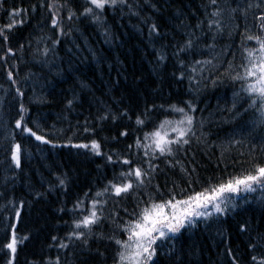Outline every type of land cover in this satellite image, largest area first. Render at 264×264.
<instances>
[{
    "label": "trees",
    "instance_id": "obj_1",
    "mask_svg": "<svg viewBox=\"0 0 264 264\" xmlns=\"http://www.w3.org/2000/svg\"><path fill=\"white\" fill-rule=\"evenodd\" d=\"M128 2L134 3L135 0ZM139 2L144 4V0ZM218 2L223 7L225 0ZM208 3L209 0H158L159 12L145 6L141 15H151L160 29V35H154L151 40L148 38L147 26L137 16L130 15L126 7L122 10L123 16L119 9L115 13L108 9L106 15L114 36L108 38L107 42L102 30L90 19H73L71 22L65 19V31L69 27H75L78 31L60 37V42L55 47L54 63L63 70L57 76L55 68L50 72L33 59L37 37L56 39L58 36V32L50 24L51 10L41 7L40 0H6L4 9L15 7L26 10L16 17L23 19L25 23L5 33L9 37L8 41L0 37V136L4 140L3 150H0V163L5 173L3 183L9 192L6 197L0 191V224L6 228L9 222L15 223L18 240L28 237L22 243L18 242L13 264H30L33 261L46 264L47 258L35 254L39 249L38 245L52 248V257L55 259L59 256L60 264H113L116 245L107 239L93 236L87 247L80 241H75L67 249L58 246L60 240L53 242L51 239L52 236L61 237L64 225H71L74 219L71 209L77 197H82L90 190L91 199V194L103 188L113 171L121 170L119 164H106L102 155L96 156L90 149L65 145L63 141L69 137L73 138V143H88L91 139H96L100 141L103 152L109 149L123 152L125 145L134 141L133 131L141 134V126L136 125L135 120L146 106H167L190 100L196 105L194 115L197 121H204L202 130L197 127V136L201 131L207 133L206 143H197L193 139L190 146H185L175 158L168 159L173 164L179 160L189 171L195 167L192 177L195 179L198 175L201 181L207 176L215 179L222 174L237 175L251 167V146L256 145L258 149L264 147V125L259 122V113L249 107L243 96H239L240 83L229 78L225 71L227 63L215 70L205 66L203 77L211 74L219 78L220 82L215 85L208 79H201L199 68L194 74L200 79L198 87L189 89L188 76L192 75L190 69L182 81L178 80L179 72L183 69L176 63L177 58L172 53L174 45L186 39L183 33L187 29L184 25L195 26L198 21L203 20L204 35L200 44L213 42V33L208 30L207 25L205 6ZM230 3L232 7L238 5L240 8H245L248 3L259 4L258 8L248 10L246 19L239 12L234 19H229L226 13V27L216 35L214 41L217 52L221 48H230L227 60L239 65L242 62L241 33L245 28L249 35L264 36L259 30L260 21L256 19L264 11V0H230ZM33 5L36 6L35 11L32 10ZM68 5L77 13L85 6L84 0H68ZM67 11L68 8L63 11L65 17ZM211 11V7H208L207 12ZM8 22V13L0 9V26ZM197 35L200 33L197 32ZM21 44L24 45L23 51L20 49ZM162 44L167 45V59L163 64H157V49ZM245 46L258 47L255 41H249ZM8 47L14 49V54L5 56ZM40 47H43V43ZM231 53H235L234 59ZM212 55L213 53L201 47L196 55L181 54L180 58L191 62L211 58ZM9 68L14 73L17 85H13L7 77ZM81 82L87 84V87H82ZM192 83L196 85L195 80ZM17 86L24 92L22 98L15 93ZM74 96L76 99H73ZM238 96L239 98L234 99ZM68 100H73L71 106H68ZM21 102L29 109V121L38 118L44 129L51 131V126L55 125L56 129L63 131L58 136H49V139L58 141L57 147L52 148L51 145L40 144L17 129L15 140L27 147L21 168L17 169L11 164L6 150L12 141L14 120L18 118ZM106 108L116 114L128 109V116H122L116 121L109 119L101 122L97 117ZM151 115L156 117L157 114L153 112ZM86 120L87 126L95 131V135L83 131ZM125 128L129 130V136L120 137L119 132ZM151 128L152 124L148 123L143 130ZM114 136L117 138L115 141L112 140ZM255 155L259 157L264 153L256 151ZM259 162L264 163V159ZM155 163L159 168L154 184H159L161 189L171 188L173 182L186 187L188 177L181 171L179 164L172 167L164 158ZM7 170L10 171L7 173ZM53 173L67 174V189L57 187L55 191L48 190L49 183L58 184ZM36 192L42 195L37 196ZM232 195L237 204L234 211L209 220L207 224L199 221L196 227L177 234L175 246L179 264H233V256L240 264H264V189L257 187L254 192ZM21 200L25 202L22 207L19 204ZM17 207L20 208L18 219L13 212ZM133 207L132 195L117 197L109 199L105 213L118 212L120 222H123L129 218L123 209L127 208L131 212ZM245 224L247 228L242 230L240 226ZM113 228L111 219H105L94 227V233H103L107 237ZM48 229L57 231V234L51 235ZM41 233L46 238L43 243L36 240V236ZM9 237L10 230L5 231L4 237L0 239V264H6L12 258L5 247ZM34 239L36 241L26 248L28 241ZM170 243L171 241H167L164 247L167 248ZM250 244L256 245L255 248H250ZM158 252L157 264H177V256L164 255L163 249H158ZM253 257L256 259L253 260Z\"/></svg>",
    "mask_w": 264,
    "mask_h": 264
},
{
    "label": "snow or ice",
    "instance_id": "obj_2",
    "mask_svg": "<svg viewBox=\"0 0 264 264\" xmlns=\"http://www.w3.org/2000/svg\"><path fill=\"white\" fill-rule=\"evenodd\" d=\"M6 0H0V9L8 13L9 22L0 26V37L6 42L8 35L6 32L11 31L15 26L25 23L23 19H17L26 10L11 8L4 9ZM85 6L79 13L68 5V0H40L41 7H47L51 10L50 24L55 31L58 32L56 39L51 37H37V47L34 49V57L37 63L43 67H47L51 72L56 69V75L62 74V69L59 65L54 63L55 47L60 42V37L69 36L73 32L78 31L75 27H69L67 31L64 28V20L71 22L73 19H90V21L102 30V34L106 38L113 37L114 33L108 23L106 15L108 9H112L115 13L118 9L121 10V16L124 15L123 8L128 9L130 15L137 16L148 28V38L160 35L158 23L151 15H141L144 7L147 6L156 12L160 11L158 7V0H144L141 4L139 0L134 3H129L128 0H84ZM211 7L212 11L207 12V8ZM259 7V4L248 3L245 8H240L238 5L232 7L230 0H225L222 7L218 0H209L208 5L205 6L208 30L213 33L211 39L212 43L200 44L203 32V20L198 21L195 26L184 25L187 29L183 34L186 39L174 45V52L176 63L182 71L179 72L178 80L182 81L185 78L186 72L190 69L192 75L188 76L189 89L198 87L200 79L194 75L197 68L200 69L201 79H208L213 85L219 83V78L212 76L203 77L205 66L210 69H218L224 67L229 78L234 82L240 83L239 96L248 102L249 107L259 113L258 119L261 125H264V36L249 35L247 28L241 33V63L234 65L232 60H227V55L231 51L230 48H221L219 52L216 51L214 43L216 35L223 32L226 27L225 14L229 19H234L239 12L242 17L246 19L249 9ZM36 6H32L35 11ZM65 8H68L66 17L63 15ZM260 21L259 30L264 33V11L256 17ZM149 20H152L149 23ZM183 24V22H181ZM177 27H180L178 25ZM239 28V25L235 26ZM197 32L200 35H197ZM231 36V33H229ZM249 41H255L258 47L245 46ZM43 43V47H40ZM31 45V41H29ZM155 47V45H152ZM79 48V45H76ZM167 45L162 44L157 49V64H163L167 59L165 53ZM207 49L213 53L211 58H202L191 60L187 62L181 59V54L194 56L197 54L199 48ZM24 45H20L23 51ZM14 54V49L8 47L5 56ZM233 59L235 53H231ZM95 55V54H93ZM2 58V57H0ZM175 75V73H174ZM7 77L13 85H17L14 78V73L11 68L7 69ZM27 79V78H26ZM196 81L193 85L192 81ZM82 87H87V84L81 82ZM15 93L19 97L24 96L21 87L15 88ZM234 97L235 98H239ZM73 99H76L74 96ZM68 106L73 104V100L67 101ZM183 104L184 106H180ZM242 106V105H241ZM235 108V105H234ZM196 105L188 101H180L178 103H171L165 106L164 104H152L150 107L146 106L144 111L136 116L135 123L141 126V134H136L133 131L134 141L131 144L125 145V151L118 149H109L107 152L102 151L100 141L91 139L88 143H73V138L69 137L64 140V144L80 149H90L91 153L96 156H103L106 164L121 166V170L113 171L112 177L107 179L103 188L98 189L90 196L89 192H85L82 197H77L73 203L71 211L74 214V219L71 221V230L66 233L64 238L52 236V241L60 240L59 247L67 249L71 247L75 241H80L84 247L89 244V239L96 236L99 239H107L114 242L116 251L113 256V264H157V257L160 254L158 249H163V254L167 256H177V249L175 240L178 238L177 234H181L182 230L194 228L199 221L207 222L212 219H218L220 216L227 215L234 211L237 204L232 194H239L241 192H254L257 187L264 189V163H260L264 159V155L257 157L256 151L264 153V147L257 148L252 145L253 155L251 157V167L245 169L237 175H220L215 179L212 176H207L203 181L197 175L193 179L192 174L196 169L193 167L191 171L186 169L179 160L173 161L169 157L175 158L179 151H182L185 146H190L193 139L197 143H206L207 133L203 131L197 136V127L203 129L204 121L201 119L197 121L194 113ZM29 109H27L23 102L19 104L18 118L14 120V128L11 133L12 141L9 148L6 150L10 155L11 164L19 169L22 165V158L27 151V147L21 142L15 140V131L18 129L21 133H26L30 138L40 142L42 145H51L52 148L57 147L56 139H49V136H58L62 129H56L55 125L51 126V131L42 127L39 119L29 121L27 119ZM155 112L157 115L153 117L151 113ZM247 112V109H245ZM122 116H128V109H123L119 114L113 113L110 108H106L104 113L97 117L99 121L118 120ZM131 119V117H129ZM31 123V126H29ZM148 123L152 124L151 130L145 131ZM88 121H85L83 131L95 135V131L87 126ZM242 135V133H241ZM119 136L127 138L129 130L125 128L119 132ZM7 138V137H6ZM114 136L112 140H116ZM240 143L241 141H232ZM164 158L166 163L172 167L177 164L180 165L181 171L188 177L186 187H180L175 182L171 188L165 187L161 189L159 184H154L153 180L159 168L155 161ZM138 161V162H137ZM102 167V166H98ZM227 165H225V171ZM58 184L49 183L48 190L55 191L57 187L67 189L68 177L66 173H53ZM198 186V189H197ZM151 189V190H150ZM37 196L42 195L40 192L35 193ZM132 195L134 199V207L131 212L124 208L128 219L123 222L119 217V213L111 211L105 213V208L108 205L109 199L117 197L126 198ZM87 202V203H86ZM12 203H15L14 201ZM24 201L19 202L20 207L24 205ZM63 211V209H59ZM15 217H20V208L13 209ZM111 219L114 225L112 233L105 237L103 233H94V227L98 226L102 220ZM17 225L9 222L6 225V232L10 230V237L5 244V247L10 250L12 258L6 264H13L15 254L17 251L18 242L22 243L25 236L18 240L16 233ZM242 230H246L247 225L240 226ZM167 241H171L168 247L164 245ZM256 245L250 244V248H255ZM231 254V250L229 249ZM253 260L256 258L253 257ZM233 264H240L235 256L232 257ZM30 264H39L37 261L30 262ZM48 264H60V257L57 256L54 261H48ZM177 264H179V257L177 256Z\"/></svg>",
    "mask_w": 264,
    "mask_h": 264
},
{
    "label": "bare ground",
    "instance_id": "obj_3",
    "mask_svg": "<svg viewBox=\"0 0 264 264\" xmlns=\"http://www.w3.org/2000/svg\"><path fill=\"white\" fill-rule=\"evenodd\" d=\"M3 143H4V140H3V138L0 136V150H3ZM10 170H7V173L9 172ZM4 176H5V173L3 172V170H2V164L0 163V191H3L4 192V194H5V196L6 197H8L9 196V192H8V188H7V186L6 185H4V183H3V180H4ZM67 225V224H66ZM66 225H64V227H63V230H62V233H61V237H65V235H66V233H68L69 231H70V226H66ZM59 228V227H58ZM45 229H47L46 227H45ZM49 230V229H48ZM5 231H6V228L3 226V225H1L0 224V239L2 238V237H4V234H5ZM50 231V230H49ZM51 232V233H50ZM49 233L51 234V235H56L57 234V231H50ZM44 234H39L38 236H36V240L39 242V243H43V242H45V240H46V238H44ZM60 237V238H61ZM35 239L34 240H29L28 241V244H27V246H26V248L27 247H29L34 241H36ZM39 246V249L37 250V252H35V254L36 255H41V256H43L44 258H47V261H46V264H47V262L48 261H54L55 259H54V257H52V253H51V249L52 248H48V247H46V246H40V245H38ZM9 252H10V250H9ZM11 253V252H10Z\"/></svg>",
    "mask_w": 264,
    "mask_h": 264
}]
</instances>
